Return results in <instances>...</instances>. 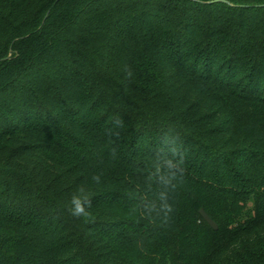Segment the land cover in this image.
I'll list each match as a JSON object with an SVG mask.
<instances>
[{
  "label": "trees",
  "instance_id": "16d2710c",
  "mask_svg": "<svg viewBox=\"0 0 264 264\" xmlns=\"http://www.w3.org/2000/svg\"><path fill=\"white\" fill-rule=\"evenodd\" d=\"M213 1L0 0V264H264V0Z\"/></svg>",
  "mask_w": 264,
  "mask_h": 264
},
{
  "label": "clouds",
  "instance_id": "9594fccd",
  "mask_svg": "<svg viewBox=\"0 0 264 264\" xmlns=\"http://www.w3.org/2000/svg\"><path fill=\"white\" fill-rule=\"evenodd\" d=\"M94 179H96L98 181V177H94ZM164 200H167V196H164ZM73 207L71 208V215H73L74 217H81L86 215V211H85V203L89 205V207L91 206V201H81L78 197H73L72 201H71ZM164 208L166 210V214L170 213L172 211V207L171 205H168L167 203H165Z\"/></svg>",
  "mask_w": 264,
  "mask_h": 264
},
{
  "label": "water",
  "instance_id": "95a60500",
  "mask_svg": "<svg viewBox=\"0 0 264 264\" xmlns=\"http://www.w3.org/2000/svg\"><path fill=\"white\" fill-rule=\"evenodd\" d=\"M213 2H223V3H226L225 0H215ZM200 214L203 217V219L210 225V227L212 229H214L215 231H218L219 230V226L217 225V223L215 221H213V219L210 218V216L205 212L204 209H201Z\"/></svg>",
  "mask_w": 264,
  "mask_h": 264
},
{
  "label": "rangeland",
  "instance_id": "374dc122",
  "mask_svg": "<svg viewBox=\"0 0 264 264\" xmlns=\"http://www.w3.org/2000/svg\"><path fill=\"white\" fill-rule=\"evenodd\" d=\"M253 206V203L251 202L250 204H249V207H252Z\"/></svg>",
  "mask_w": 264,
  "mask_h": 264
}]
</instances>
